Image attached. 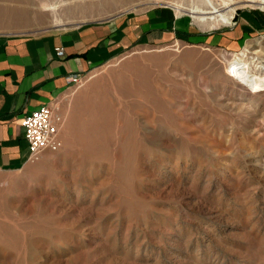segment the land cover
<instances>
[{"label":"rangeland","instance_id":"374dc122","mask_svg":"<svg viewBox=\"0 0 264 264\" xmlns=\"http://www.w3.org/2000/svg\"><path fill=\"white\" fill-rule=\"evenodd\" d=\"M206 1L107 0L54 12L49 0H0L25 12L0 15V35L166 7L209 37L264 13L263 0H210L234 7L232 17L201 25L190 11ZM181 35L128 49L84 77L54 105L62 148L0 172V264H264V86L251 92L226 70L244 52L264 77V31L236 51Z\"/></svg>","mask_w":264,"mask_h":264},{"label":"crops","instance_id":"0c3cea01","mask_svg":"<svg viewBox=\"0 0 264 264\" xmlns=\"http://www.w3.org/2000/svg\"><path fill=\"white\" fill-rule=\"evenodd\" d=\"M237 26L200 36L190 31L187 19L160 7L65 32L0 35V172L14 173L28 165L23 118L41 106L57 105L74 87L69 77L83 79L128 49L164 45L185 32L206 45L236 51L246 38L264 31V13H244ZM59 47L63 58L56 56Z\"/></svg>","mask_w":264,"mask_h":264},{"label":"bare ground","instance_id":"6f19581e","mask_svg":"<svg viewBox=\"0 0 264 264\" xmlns=\"http://www.w3.org/2000/svg\"><path fill=\"white\" fill-rule=\"evenodd\" d=\"M18 1L26 2L27 0H18ZM49 1H50V6H46V8L51 7V9L54 12H56L57 9H62L67 12H72L76 10L78 11L80 8L82 9L86 6L91 7L94 6L95 4L99 5L101 2L103 4L107 3V0L99 1V2H93L91 0H53V1L49 0ZM207 1L206 2L208 5L206 6L204 2L203 4L206 7L202 6L205 9L193 7V9L190 11V16L192 17L193 21H195L198 24L208 25V26L224 25L230 22L232 13L234 11V7H231L230 5L225 3L224 9L218 10L217 7H215L211 3L210 0ZM254 1L255 0H248L247 2L254 3ZM260 4L264 5V0L260 2ZM176 12L177 14L178 13L180 14L181 10L177 8ZM24 14H25L24 11L14 12L11 9L9 10L7 8H0V15H3L4 17L11 18V15H16V17H19V16H23ZM34 14L35 17L37 18L45 17L44 15H41V13L34 12ZM245 58L246 56L244 55V52L240 54H234L231 60L227 64L226 67L227 73L237 82L246 86L251 92H257L261 87L264 86V77L256 76V74L254 73V69L249 67V62Z\"/></svg>","mask_w":264,"mask_h":264},{"label":"built area","instance_id":"2783aa9c","mask_svg":"<svg viewBox=\"0 0 264 264\" xmlns=\"http://www.w3.org/2000/svg\"><path fill=\"white\" fill-rule=\"evenodd\" d=\"M55 53L59 58L65 56L60 47L55 49ZM81 81L82 78L77 76L68 78L69 84L72 85H78ZM62 124V116L58 114L57 106H41L23 118L22 127L29 161L36 159L44 151L57 152L62 148Z\"/></svg>","mask_w":264,"mask_h":264}]
</instances>
